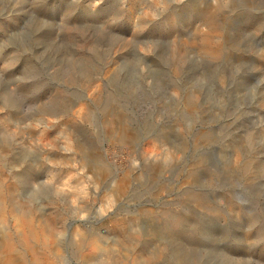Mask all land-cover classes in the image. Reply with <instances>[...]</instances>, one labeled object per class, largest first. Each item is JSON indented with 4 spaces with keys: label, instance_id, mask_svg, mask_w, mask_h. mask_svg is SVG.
I'll return each instance as SVG.
<instances>
[{
    "label": "rangeland",
    "instance_id": "obj_1",
    "mask_svg": "<svg viewBox=\"0 0 264 264\" xmlns=\"http://www.w3.org/2000/svg\"><path fill=\"white\" fill-rule=\"evenodd\" d=\"M0 264H264V0H0Z\"/></svg>",
    "mask_w": 264,
    "mask_h": 264
}]
</instances>
